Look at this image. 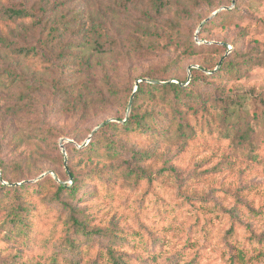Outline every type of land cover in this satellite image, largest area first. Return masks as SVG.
<instances>
[{
	"label": "rangeland",
	"instance_id": "374dc122",
	"mask_svg": "<svg viewBox=\"0 0 264 264\" xmlns=\"http://www.w3.org/2000/svg\"><path fill=\"white\" fill-rule=\"evenodd\" d=\"M46 1L0 0V26L7 22L1 17L6 8L37 9L41 2L50 3L52 26L42 34L40 28H34L29 43L49 44L48 50L54 51L47 58L69 49L93 55L91 66L96 69L92 84L97 86L105 78L119 88L121 96L106 98L105 103L97 101L85 110L73 105L66 109L53 97L50 82L41 81L39 99L34 100L37 107L21 120H2L0 116V264H52V256L61 263L73 260L77 257L66 248L69 240L80 243L78 264H108L102 251L105 247L133 264H185L196 255L200 264H227L236 241L264 240V167L234 144L235 132L250 126L264 162V105L260 102L264 101V67L254 66L239 79L195 77L209 75L205 68L216 70L224 59L241 63L264 57V0L234 4L233 0H164L167 7L157 16H147L152 0H135L124 9L119 28L101 23L100 29L107 34L102 40L103 56L83 32L93 24L98 26L100 20H110L109 9L115 0ZM236 6L237 11L226 19L214 16ZM208 18L217 20L210 24ZM214 46L226 49L217 53ZM44 60L37 61L38 67ZM165 66H172L164 74L169 81L178 83L177 79L186 78L184 86L190 82V89L203 100L205 111L194 104L193 109L181 107L188 125L205 130L211 127L216 134L186 141L104 129L105 123L127 118V97L141 77L160 74ZM69 83L88 85L82 77ZM20 92L25 91L19 87L13 94L2 95L4 109L17 101ZM215 98L227 103L228 121L223 119L222 109L213 107ZM137 107L140 114L161 113L163 126L171 119L170 108L160 101L141 100ZM31 125L53 127L58 135L49 144L30 139ZM228 129H233L228 139L221 137ZM110 140L113 144L109 147ZM92 141L97 144L89 152L85 148ZM68 154L79 184L85 186L75 199H69L73 211L51 200V183L45 181L52 178L74 186L65 174ZM61 156L65 158L62 164ZM2 168H7L9 181L2 179ZM28 182L43 183L38 191L33 187L20 195L31 208L33 235H37V246L31 249L11 242L6 235V218L14 200L5 193ZM73 213L85 223L90 238L71 228ZM136 232L157 239V260L146 257L143 247L131 241ZM115 240H120L119 248L114 247ZM252 264H264V259Z\"/></svg>",
	"mask_w": 264,
	"mask_h": 264
},
{
	"label": "trees",
	"instance_id": "16d2710c",
	"mask_svg": "<svg viewBox=\"0 0 264 264\" xmlns=\"http://www.w3.org/2000/svg\"><path fill=\"white\" fill-rule=\"evenodd\" d=\"M134 1L135 0L113 1V4L110 5L111 8L109 9L108 18L110 17V20L107 22L106 20H100L98 26L93 24L88 31L83 32L84 38L88 36L91 37V43L99 56L106 54L103 52L104 45L102 44V40L107 34L100 29L101 23H105L107 27L115 26L116 29L119 28L118 21L123 16L125 12L124 9L128 10L127 5L132 4ZM240 1L241 0H233L232 2L234 4L235 2L240 3ZM46 2H49V0ZM152 4V10L147 16H157L160 11L167 7L164 0H152ZM50 8V3L44 4L41 2L37 9L10 7L1 11V17L7 20V22L3 24V28L0 26V116L2 117V120L6 117H9L12 121L21 120L22 117L31 111L33 107H37L38 101L35 102L34 100L39 99L36 95L41 93L38 91L39 85H41L39 82L41 81L50 82L54 88L52 93L53 97L61 100V104L64 105L66 109L73 105V107L77 109L78 107H82V109L85 110L97 101L105 103L107 101L106 98L119 99L121 96L119 88L108 82L105 78L102 79V82L97 86L92 84L96 69L95 66L94 68L91 66L90 59L93 55L87 57L85 54H82L83 50L69 49L66 51H56L54 57L47 58L46 55H48V53H53L54 51L48 50L49 44L41 45L29 43L28 39L34 28H40L41 32L39 33L42 34L44 30H48L49 25L52 26L50 24L52 23L50 20L51 14L49 13ZM236 9L237 6L234 9L221 10L214 16H216L217 19H226L233 15L237 11ZM29 20L32 22L28 24L26 21ZM45 20L47 22H45ZM214 20L208 18L206 22L211 24ZM53 30V27H50V31ZM147 33L149 34L150 31ZM156 35H158L157 32H155V36ZM84 45L85 44L83 43L82 47ZM190 46L192 48V44H190ZM223 48L226 49L225 47L214 46L213 50L220 53ZM112 54L115 55V53ZM42 57L45 58L43 61L44 64H40L41 67H38L39 64L36 63L38 60L41 61ZM73 65H75V67H72ZM173 65H175V63ZM254 66L264 67V57L258 59L248 58L241 63L224 59L217 64L216 70L213 67L205 68V71L211 72L209 75L203 73L202 76L195 77L197 80H201V77L206 79L208 76H231L239 79L247 76L248 70ZM170 68H172V66H165L160 69V74L143 75L141 77L142 81L139 84H136V90L131 89L127 97V105L130 104L129 101L132 99L127 118H121L119 123H105L104 129L124 132L135 137L159 134L162 137L171 136L175 137L177 140L186 141L194 140L197 136L205 133L209 134V136L215 135L216 133L212 131L211 127H209L208 130H205L201 127L195 128L188 125L184 115H182L183 111H181V107L186 110L193 109L194 104L205 111V106L202 105L203 100L201 99L200 94L190 89V82H188L187 86H184L187 81L186 78L177 79L178 83H175L169 81V78L165 77L164 74ZM198 71L199 70L192 69V72L194 73H197ZM43 74L48 75V79H44ZM54 74H58V76L51 78ZM79 77L85 78L88 85L78 87L77 84L74 85L69 83L71 79ZM93 86H95V89L93 93H91L90 89ZM19 87L23 88L25 92H20L18 95L20 97L17 101H15L13 105L7 106L4 109L1 102L2 95L4 93L13 94L14 89H18ZM141 100H149L153 102L160 101V103L168 106L171 111V119L169 122L163 126L162 118L164 117L161 116V113L155 111L140 114L137 104ZM260 102L264 105L262 99ZM213 107L215 109H222L223 119L228 121L227 118L230 112L227 111L229 109L225 100L215 98ZM31 127L32 129L29 130L28 137L30 139L38 140L41 143L49 144L47 142L58 135L53 127L46 126L44 128L34 125H31ZM232 132L233 129H228L224 134L222 133L221 137L224 136L225 139H228L229 134ZM253 133V129L246 125L245 129L241 132H235L236 141L234 144L236 143L237 146L242 147V151L245 152V155L254 160H258V164L264 167L263 154L261 148H257L253 142ZM96 144L97 143L93 141L90 142L85 150L92 152V149ZM112 144L113 142L110 140L109 147ZM231 144H233V142H231ZM67 157L66 162L68 163H66L65 174L68 178L73 180L74 186H68V184L63 182L57 183L52 178H47L45 181L51 183L49 184L53 192L51 200L65 207H69L71 208V211H73L74 208L69 199H75L82 191H84L85 186L79 184V176L75 172L73 166L69 164V154ZM64 159V156L59 157V162H61V164L64 163ZM6 170L7 168L2 170V179L4 181H9ZM58 178L62 180L60 176H58ZM42 184V182H38L37 184H33L32 182L22 183L18 185L19 187L7 189V192L5 193L6 196L14 200V205L9 210L6 218V235H8L11 242L19 243L20 246L28 247L30 249L37 246V235H33L31 208L21 201L22 196L20 195L28 193L33 187H36V191H38V187L42 186ZM1 188L7 187L1 186ZM69 218L72 226L71 228L76 234H85L87 237L91 235V232L88 231L85 223L75 217V213ZM146 237V235L143 234L142 236V234L136 232V234L132 235L131 241L139 243L141 247H143L142 253H148V256L146 257L155 261L158 259V249L155 248L158 243L157 239H151L149 236L147 237V243ZM113 243L115 245L114 247H120V240H115ZM67 244L66 248L68 251L77 258H73V260L65 259L64 262L61 263L56 256H52V264H78L77 259H79L82 254V249L79 246L80 243H77L75 240H69ZM102 251L108 258V264H133L127 259L128 257L124 258L123 255L120 253L116 254L112 249L105 247ZM262 259H264V240L261 238L250 239L245 240L244 242L236 241V243L230 247L227 264H252V262L260 261ZM185 264H200L198 256L196 255L194 259Z\"/></svg>",
	"mask_w": 264,
	"mask_h": 264
},
{
	"label": "water",
	"instance_id": "95a60500",
	"mask_svg": "<svg viewBox=\"0 0 264 264\" xmlns=\"http://www.w3.org/2000/svg\"><path fill=\"white\" fill-rule=\"evenodd\" d=\"M214 15H215V14H214ZM131 104H132V99H131V101H130L129 108L131 107Z\"/></svg>",
	"mask_w": 264,
	"mask_h": 264
}]
</instances>
